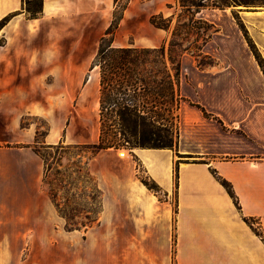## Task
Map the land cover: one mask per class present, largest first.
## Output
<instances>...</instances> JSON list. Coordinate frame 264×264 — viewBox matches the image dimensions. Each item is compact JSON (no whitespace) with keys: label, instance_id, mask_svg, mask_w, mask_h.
Segmentation results:
<instances>
[{"label":"crops","instance_id":"1","mask_svg":"<svg viewBox=\"0 0 264 264\" xmlns=\"http://www.w3.org/2000/svg\"><path fill=\"white\" fill-rule=\"evenodd\" d=\"M175 2L129 0L113 45L138 46L117 42L123 25L138 19L147 22L159 13L169 17ZM115 6L116 0H43L41 16L28 19L23 0H0V21L8 18L0 28V37L8 39L0 46V264H53L54 235L62 249L60 264H264V240L254 230L258 227L264 234V96L256 99L246 94L241 79L216 78L221 88L204 103L206 111L226 128L219 150L213 149V143L187 145L183 134L172 149L134 150L164 198L142 182L132 161L117 157L119 148L102 149L88 162L102 190L99 220L85 230H65L64 218L44 190L46 164L33 150L37 131L31 125L21 126L22 116L35 112L31 105L22 109L19 88L32 80L16 71L36 68V51L16 43L25 35L22 26L47 20L84 21L86 36L96 43L110 25ZM235 11L245 14V24L264 60V9ZM156 32L162 40L164 31ZM91 44L81 48L82 61L74 68L87 67ZM88 53L91 56H85ZM249 60L264 82L254 56ZM230 66L228 61L226 69ZM91 70L93 75L78 97L82 106L93 103L99 111L90 135L74 137L70 120L64 129L49 128L42 141L46 146L61 140L99 142L100 71L99 67ZM230 85L238 87L237 96L229 94ZM5 92L10 93L7 98ZM182 101L178 122L183 127L189 119L194 118L193 125L206 119L201 109L193 116L187 114ZM213 169L231 183L240 208ZM174 193L177 208L171 199ZM245 217L252 219L254 227ZM22 244L28 245L23 254ZM36 248L44 252L36 253Z\"/></svg>","mask_w":264,"mask_h":264},{"label":"rangeland","instance_id":"2","mask_svg":"<svg viewBox=\"0 0 264 264\" xmlns=\"http://www.w3.org/2000/svg\"><path fill=\"white\" fill-rule=\"evenodd\" d=\"M128 2L129 0H116L111 23L114 14L117 20L121 14L123 18ZM192 2L198 5H193ZM251 2L245 5L235 0H176L172 4L173 14L169 17L163 15V19L159 20L168 27L159 28L153 25L152 16L147 22H142L140 19L130 21L123 25L117 42L149 48L164 46V54L160 59L173 77L178 75V93L184 99L183 110L189 115L193 116L200 110L197 104L204 107L205 102L214 99L212 93L221 88L220 82L215 81L216 78L241 79L245 84V93L258 99L264 96V82L258 68L249 60V56L252 55L257 61L250 47V41L254 43V40L243 19L245 14L235 11V9L241 11L264 9V0H251ZM24 8L26 10V5ZM26 17L32 19L27 13ZM122 18L115 30L114 38ZM250 21L254 27L260 28L256 25L257 21ZM85 25L84 21L34 22L32 25L21 27L25 35L16 43L36 51V68H22L16 71L20 72L21 77L32 80L30 85H22L19 88L22 109H27L31 105L35 112L22 116L21 126L27 128L31 125L37 131V141L33 150L44 159L46 164L47 177L43 184L44 190L52 198L57 214L64 218L65 230L77 228L85 230L89 226L96 225L102 210V190L97 185L94 172L88 166L89 160L94 156L89 144H67L62 140L54 146H46L42 143L50 127L64 129L70 120H72L71 129L74 137L80 136L85 139L90 135L97 119L99 111L96 106L93 103L82 106L78 97L84 84L93 75L91 70L93 58L99 49L101 37L105 35L110 25L99 41L93 44L90 43V37L86 36ZM158 29L164 31L162 40L156 32ZM7 41L5 36L0 37V46L6 45ZM172 43L177 44L172 46ZM90 44L92 58L89 64L86 68H74L82 61L81 48ZM170 48L174 51L172 53L174 57L180 60L179 71L170 61ZM90 54L85 56H91ZM228 61L231 66L226 69ZM221 62L224 64L221 65ZM9 94L5 92V97L7 98ZM229 94L237 96L238 87L230 85ZM177 113L179 114V111L175 114ZM192 120L189 119V124L183 127L174 119L172 131L174 147L183 134L187 145L208 146L213 143L215 144L213 149L219 150L222 135H226L224 132L226 128L220 120L216 116L212 117V114L197 125H193ZM113 130H108L105 137L120 145L117 157L132 161L136 165L138 177H148L134 152L140 145H136L130 135H123L118 129ZM171 199L175 205V193L171 195ZM57 240L54 235V244L50 249L54 258L53 264H60L62 249ZM26 252L28 245L22 244L20 253ZM34 252L43 253L44 250L36 248Z\"/></svg>","mask_w":264,"mask_h":264},{"label":"trees","instance_id":"3","mask_svg":"<svg viewBox=\"0 0 264 264\" xmlns=\"http://www.w3.org/2000/svg\"><path fill=\"white\" fill-rule=\"evenodd\" d=\"M235 2L245 5L252 3L251 0H235ZM192 4L198 5L193 2ZM24 5L29 18L41 16L43 0H23V9H25ZM222 5L218 6L222 7ZM163 17L162 13L154 14L151 17V23L159 28H166L168 26L159 22ZM121 18L122 14L118 20L114 14L111 25L101 37L99 49L91 64V69L99 67L100 71L101 134L98 143L88 146L93 149L94 155L102 149L120 148V145L115 144L112 139L105 137L108 130L118 129L121 134L130 135L134 143L142 148L172 149L174 119L176 121L179 119V114L175 113L179 111L183 99L178 93V75L173 77L160 59L164 54V46L159 48L114 46V33ZM7 20V17L1 20L0 27L5 25ZM250 47L264 73V60L251 41ZM173 52L170 48V61L179 71L180 60L174 57ZM152 56L153 59H151ZM196 106L206 117L211 115L203 106L198 104ZM213 173L240 208L231 183L221 177L215 169ZM141 179L151 191L162 195L161 187L153 179L149 177ZM245 220L253 226L252 219L245 217ZM254 230L264 240V234L260 229L254 227Z\"/></svg>","mask_w":264,"mask_h":264}]
</instances>
